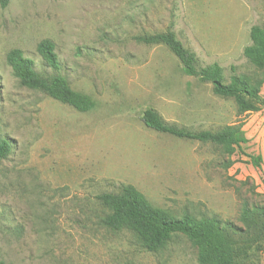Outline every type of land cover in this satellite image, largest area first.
Wrapping results in <instances>:
<instances>
[{
    "label": "rangeland",
    "instance_id": "rangeland-1",
    "mask_svg": "<svg viewBox=\"0 0 264 264\" xmlns=\"http://www.w3.org/2000/svg\"><path fill=\"white\" fill-rule=\"evenodd\" d=\"M264 0H10L0 6V264H202L195 240L174 233L152 251L131 228L104 223L98 198L134 187L175 218L216 216L243 229L245 203L264 206V84L255 110L184 72L165 43L138 36L173 29L197 57L217 62L225 82L255 71L244 54ZM51 39L58 71L37 51ZM19 48L38 71L58 73L92 99L80 111L20 84L8 63ZM147 108L192 131L241 124L243 140L223 146L145 125ZM239 236V235H238ZM234 236L235 264H264V237Z\"/></svg>",
    "mask_w": 264,
    "mask_h": 264
},
{
    "label": "trees",
    "instance_id": "trees-1",
    "mask_svg": "<svg viewBox=\"0 0 264 264\" xmlns=\"http://www.w3.org/2000/svg\"><path fill=\"white\" fill-rule=\"evenodd\" d=\"M10 0H0V6L5 8ZM251 44L244 48V54L255 66L252 74H233L229 82L223 78V70L219 63L210 66L198 65L196 54L188 49L178 38L173 29L165 32L145 34L137 39L148 44L165 43L182 63L185 73L196 76L202 81L211 82L213 91L223 97H234L240 111L255 110L260 100V90L264 84V27L253 25L250 29ZM46 64L53 70L61 68V61L55 51L51 39H43L37 45ZM8 63L20 84L29 88L41 90L53 98L70 104L80 111H87L94 105L92 99L72 90L67 81L58 73L38 71L33 59L26 57L19 48L12 49L7 56ZM145 125L163 133L185 139L212 142L223 146L231 154L235 146L243 140L241 124L228 125L220 131H192L165 121L152 108H147L142 117ZM11 150V144L6 139H0V160ZM110 212L104 223L114 229L131 228L145 239L149 250L163 246L174 233H183L195 240L199 247L198 259L202 264H235L231 239L240 237L247 243H257L264 237V206L245 203L241 212L244 228H238L232 223L223 222L216 216L200 218L185 215L175 218L146 204L137 190L129 185L122 190L106 192L98 196Z\"/></svg>",
    "mask_w": 264,
    "mask_h": 264
}]
</instances>
